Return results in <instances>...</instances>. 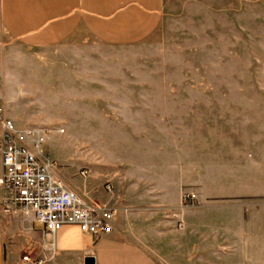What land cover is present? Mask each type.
Masks as SVG:
<instances>
[{"label": "crops", "instance_id": "1", "mask_svg": "<svg viewBox=\"0 0 264 264\" xmlns=\"http://www.w3.org/2000/svg\"><path fill=\"white\" fill-rule=\"evenodd\" d=\"M245 10L246 0H0V106L15 126L43 128L45 123L26 112L34 88L43 85L34 79H45L47 93L63 95L117 89L98 81L88 87L87 77L68 64L81 61L80 52L59 58L47 51L87 48L102 56L103 50L142 45L166 22L201 18L212 23L214 15L225 14L229 20ZM59 61L67 65L57 71L41 69ZM32 82L37 85L31 87ZM140 92L149 91L142 87ZM222 94L219 186L205 182L215 173H205L209 167L199 164L191 118L168 120L189 132L184 152L172 140L155 143L157 156L170 152L166 161L133 163L120 178L109 177L110 193L100 185L102 197L91 185L97 178L74 185L56 169L72 190L115 210L109 234L90 236L69 226L55 233L51 245L32 216L0 212V264H20L22 255L40 257L44 264H264V87L225 85ZM123 124L141 126L147 142L149 118ZM226 124L231 125L228 132ZM183 193L194 194L203 204L180 208Z\"/></svg>", "mask_w": 264, "mask_h": 264}, {"label": "rangeland", "instance_id": "2", "mask_svg": "<svg viewBox=\"0 0 264 264\" xmlns=\"http://www.w3.org/2000/svg\"><path fill=\"white\" fill-rule=\"evenodd\" d=\"M226 16L214 15L212 23L201 18L194 23L166 22L142 45L103 50L102 56L89 53L87 48L77 51L59 46L47 51L59 58L62 54L76 57L80 52L81 61L68 64L87 77L84 83L88 87L97 86V81L99 85L117 87L107 94L63 95L47 93L45 79L33 80L43 85L34 88L26 112L52 132L46 149L55 168L64 171L74 185L97 178L98 182L91 185L102 197L100 185L105 189L109 177L120 178V172L126 173L133 163L141 166L143 162L155 165L166 161L170 152L163 150L157 156L155 143L172 140L183 149L184 135L189 132L167 121L191 118L192 134L198 136L199 164L209 167L205 173H215L205 182L219 186L224 130L222 88L264 87V0H246L244 14H231L229 20ZM63 62L43 64L41 69L57 71L67 65ZM34 85L32 82L31 87ZM142 87L149 92L142 95ZM141 103L146 104L144 108ZM141 118L150 119L147 142L142 141L141 126L123 124L126 119ZM225 129L228 132L231 125L226 124ZM82 170L87 171L85 178L80 176ZM188 194L192 193L183 196ZM202 204L198 201L185 206L181 202L180 208Z\"/></svg>", "mask_w": 264, "mask_h": 264}, {"label": "built area", "instance_id": "3", "mask_svg": "<svg viewBox=\"0 0 264 264\" xmlns=\"http://www.w3.org/2000/svg\"><path fill=\"white\" fill-rule=\"evenodd\" d=\"M46 128H19L0 106V204L4 214L32 216L47 239L64 227L74 226L90 236L109 234L115 210L72 190L60 179L46 143ZM62 132V130L58 131ZM87 171H80L85 178ZM110 185L105 190L110 192ZM194 194L182 197L185 206L197 204ZM52 245V244H51ZM42 258L22 255L20 264H44Z\"/></svg>", "mask_w": 264, "mask_h": 264}]
</instances>
